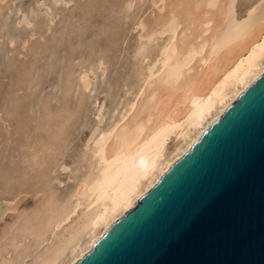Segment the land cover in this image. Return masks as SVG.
Here are the masks:
<instances>
[{
	"label": "bare ground",
	"instance_id": "6f19581e",
	"mask_svg": "<svg viewBox=\"0 0 264 264\" xmlns=\"http://www.w3.org/2000/svg\"><path fill=\"white\" fill-rule=\"evenodd\" d=\"M152 3L150 15L136 24L146 68L137 76L133 97L109 126L91 133L84 145L90 153L87 170L63 200L52 185L61 183L58 177L43 182L49 191L32 193L40 201L22 211L0 238V264H74L264 72V0L240 16L237 0ZM18 24L31 23L22 15ZM158 38L164 40L156 41L152 53L150 44ZM80 80L88 89L86 71Z\"/></svg>",
	"mask_w": 264,
	"mask_h": 264
},
{
	"label": "rangeland",
	"instance_id": "374dc122",
	"mask_svg": "<svg viewBox=\"0 0 264 264\" xmlns=\"http://www.w3.org/2000/svg\"><path fill=\"white\" fill-rule=\"evenodd\" d=\"M58 1H0V210L11 205L0 212V238L22 211L40 201L32 193L49 191L45 180L60 178L52 184L56 195L60 200L68 195L87 170V139L127 106L146 68L136 24L150 15L152 0ZM255 1L237 0L238 15ZM22 15L29 26L18 24ZM163 40L151 42L152 53ZM84 71L88 89L80 80Z\"/></svg>",
	"mask_w": 264,
	"mask_h": 264
},
{
	"label": "water",
	"instance_id": "95a60500",
	"mask_svg": "<svg viewBox=\"0 0 264 264\" xmlns=\"http://www.w3.org/2000/svg\"><path fill=\"white\" fill-rule=\"evenodd\" d=\"M74 264H264V72Z\"/></svg>",
	"mask_w": 264,
	"mask_h": 264
}]
</instances>
